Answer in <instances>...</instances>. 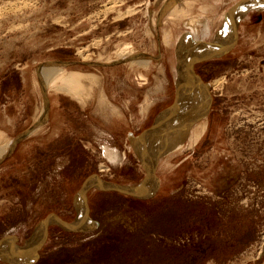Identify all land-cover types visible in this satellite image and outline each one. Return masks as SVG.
I'll return each mask as SVG.
<instances>
[{"label":"rangeland","instance_id":"374dc122","mask_svg":"<svg viewBox=\"0 0 264 264\" xmlns=\"http://www.w3.org/2000/svg\"><path fill=\"white\" fill-rule=\"evenodd\" d=\"M231 1L0 0V99L11 93L33 97L23 93L18 71L36 73L42 84L38 66L60 69L49 72L45 90L66 98L69 125L84 132L82 141L64 136L46 145L20 143L14 152L29 154V160L0 162V240L40 238L36 231L44 226L38 224L50 212L75 226L76 189L98 168L115 184L152 180L127 132L147 127L177 93L178 43L170 42L184 31L198 40L220 36ZM261 7H249L238 19L236 44L193 62L209 85L210 106L185 127L178 144L155 154L156 191L140 197L89 187L87 222L79 228H92L70 231L52 218L40 254L27 264H264ZM140 59L149 60L147 67ZM68 74L77 76L78 85L66 86ZM146 100L148 110L143 114L140 106L138 113ZM29 108L27 102L24 110ZM101 144L117 149L122 160L111 161ZM22 262L0 257V264Z\"/></svg>","mask_w":264,"mask_h":264},{"label":"bare ground","instance_id":"6f19581e","mask_svg":"<svg viewBox=\"0 0 264 264\" xmlns=\"http://www.w3.org/2000/svg\"><path fill=\"white\" fill-rule=\"evenodd\" d=\"M249 1L251 3H249ZM246 3H249V5H247L246 7H242ZM254 6H257V7L259 6L260 8H262L261 6L264 7V0H239V2L237 4H235V6L233 5L232 6L233 8L226 15V18H227L226 19V22H227L226 30L221 31L222 33L219 32V33H221V35L216 37V39L219 42H223V43L229 42L227 44H229V46H232L235 43V39H234L235 35L234 34H235V28H236V23H237L238 19L243 16L244 12L249 7L252 8ZM226 34H228V35L225 36ZM166 36L168 38L169 37L171 38L170 34H168V35L165 34V37ZM176 39H177V43H178V53L177 52L176 53H177V58L179 59V62H180L179 63L180 64L179 69L177 68V72H175V74H177L176 77L178 79L177 80L178 90L176 93L178 95H177V97H176V99L172 105L163 109L162 111H160L157 114V116L158 115L159 116H158V119H157L155 125L149 127L146 130L145 134L142 135L141 137H134L133 139H131L132 144L134 143L133 144L134 147L137 146L139 155L141 157L140 160H142L143 163L149 169L155 167V156H156L155 154H157L159 151H162L167 146H170L172 144L175 145V142H177V144H178V141L182 137L181 134L184 135V133L186 132V131L182 132V131H184V129H186L185 127L186 126L188 127V125L191 122L198 119L199 116L204 115L208 111V108L210 106V101H211L210 99L211 98H210V94H209V85L207 83H204L200 79V77L195 74L194 69H192L193 67H191V66H193V64H191V63L195 62L196 60H199L200 58H202L204 56L216 55L218 53H221V51L223 52L225 50V49L219 48L217 46H212V45L210 46V44H206L202 40L195 39L190 31L189 32L184 31L183 33H181L178 36V38H174L170 42V44H173V46H174ZM176 49H177V47H176ZM138 62H140L146 66L149 63V60L148 59H146V60L140 59ZM41 68H42L41 73L43 74L42 76L45 77L47 84L50 83L49 72L55 71L56 74L61 73L60 69L54 70V68H51V69L46 68V67H41ZM64 80H65L66 86L69 88L74 87V86L78 85V83H79L77 76L75 74H68L64 78ZM218 82H219V80L215 84H217ZM188 102L190 104H192L191 109L188 111L189 113L185 112L183 109V107ZM47 105H46V107H47ZM149 105H151L150 100H146L142 103L141 112L143 114L146 113ZM45 110H46V108H45ZM46 111H44V112H46ZM40 112H41V110H40ZM43 115H41V118H43L42 117ZM39 116H40V113L38 114V117ZM45 117H44V119H45ZM188 117H189V119H188ZM41 118H39V119H41ZM39 119H37V120H39ZM180 119H183L182 120L183 122H179ZM40 121H37V122H39L41 124ZM182 124H184V125H182ZM169 131H171L170 134H169ZM203 131H204V128L201 129V133L196 132L194 134V136L191 137V139H190L191 144H195L196 141H198V138L201 136ZM15 140H11V142H13ZM9 144H11V143H9ZM3 147H4V145H3ZM104 147H105L104 148L105 154L111 161L118 162V161L122 160L123 156L121 157L119 155L117 149L109 148V146L108 147L104 146ZM167 149H168V147H167ZM8 150H9V148H8ZM5 151L6 150L0 148V155L2 153H4ZM150 161H151V164H150ZM150 176H151L152 180L148 184H146V181L141 183V184H146L149 186V187H147V189L144 190L146 192H150L156 184L155 176L152 173H150ZM113 184L115 186H124L121 184H115V183H113ZM95 185L101 186V188L104 190V189H108V187H109V185H111V183H109L108 179H106L105 177H100V178L96 177L92 181L91 184L79 188L80 190L78 189L79 190L78 193H80V192H82V193L80 195H78V193L76 194V196L74 198V202L76 201V203H77V209L79 210L80 218H79V221L75 225L76 227L69 225V224H67V225H69L73 228L84 227L85 223H83V221L87 222V220L84 219V216H85L84 213L87 214L86 213L87 212V205H86L85 192L87 191V189L89 187L95 186ZM158 185H159V181H158ZM125 186H129V185H125ZM54 217L59 221L58 216L54 213H51L46 218L47 219L46 224H48L51 221V219ZM85 217H87V216H85ZM88 218H90V219H92L98 223V220L95 217L88 215ZM57 220H55V221H57ZM38 225L44 226L45 222L42 220ZM43 229L44 228H42V227H38L35 236L39 235V237H41L44 233ZM32 238L33 237H31L29 240L35 239V237L33 239ZM17 240H18V237L15 235L5 237L2 240H0V246L3 244H8L9 241L14 242V244H15L17 242ZM37 255H38V251L35 250V248H31L29 250L15 248L10 253L4 254L0 257H3L7 261H12V260L18 261V262L24 261L22 263L27 264V263L34 261L37 258Z\"/></svg>","mask_w":264,"mask_h":264},{"label":"crops","instance_id":"0c3cea01","mask_svg":"<svg viewBox=\"0 0 264 264\" xmlns=\"http://www.w3.org/2000/svg\"><path fill=\"white\" fill-rule=\"evenodd\" d=\"M237 1L238 0H232L229 4H226L224 7V13L227 10H229ZM37 71L41 75L42 84L37 83L38 79H37L36 73H32L29 75L28 73L24 72V70H20L17 72L19 84L24 89L23 93L24 92L28 93V91L30 93L32 92L33 97L28 98V96L21 95V94L19 96L17 95L16 97L12 93L9 96L6 94H4V97L1 96L0 106L2 105V107L0 108V136H1L0 137V148L6 151L0 155V162H4V161H15V162L21 161L22 162V161L29 160L30 159L29 154H21V153L17 154L14 152L15 147L19 145L20 143L29 142L30 144H33V145H46L52 139L58 138V137L66 136V137L73 138L75 136V137H79V140L81 141L84 138L83 131L80 133H77L76 132L77 130L74 129V127H71L69 125L70 123L68 120L69 118H67V114L69 111L68 109H66V111L63 110L64 109L63 102L66 100V98L63 97L57 90H53V91L45 90V85H48V84L46 83L45 77L42 76L43 74L41 73V67L38 66ZM104 95H105L106 100H108L109 103H112L108 99L105 91H104ZM96 98L97 100L99 99L98 102L100 104L104 103V105H106L105 102L101 103L100 94L96 96ZM27 102H29L30 104L29 111L24 110L25 104ZM141 104L140 102L138 103V113H139V107L141 106ZM11 105L14 107L13 111H8L7 106H11ZM44 107L46 108L47 111L45 110ZM82 107L83 106H79L78 110L81 112L82 118H84L86 114L84 113ZM39 113H40V116L38 117ZM64 113H65V116L63 115ZM41 115H43L42 116L43 118H41ZM36 120L37 121L41 120L40 121L41 126H40V123L37 122ZM85 133L87 134L88 130ZM127 134L129 137L128 139L130 141L129 146H132L133 144L131 142V139H133L134 135L136 134L132 131H128ZM11 140H15V141L11 142ZM9 143H11L12 145ZM104 146L107 147V144H101V149L105 154ZM32 156L34 157V159L36 158L35 154ZM97 171H100L99 168ZM88 175H90V173H88L86 177ZM124 185H128V184H124Z\"/></svg>","mask_w":264,"mask_h":264},{"label":"water","instance_id":"95a60500","mask_svg":"<svg viewBox=\"0 0 264 264\" xmlns=\"http://www.w3.org/2000/svg\"><path fill=\"white\" fill-rule=\"evenodd\" d=\"M238 2H239V0L235 4H237ZM235 4H234V6H235ZM232 8L233 7H231L230 9H232ZM229 10H227V11H229ZM237 25H238V21H237ZM202 41L205 42L206 44H210V46L211 45L212 46H217V47L222 48V49H229L231 47V46H229V44H227L229 42H224V43L223 42H219L215 37L214 38H211V39L202 40ZM191 64H193V62ZM177 95L178 94L175 93L174 99H173V101L171 102L170 105H172L174 103ZM157 113H156L154 119L152 120V122L147 127H145L144 129H142L138 134L134 135V137H141L142 135L145 134L146 130L149 127H151V126H153V125L156 124V121H157L158 116H159V115L157 116ZM133 148H134L135 153L139 156V158H141L140 155H139L137 146L136 147H133ZM140 161H141V164L143 165L144 169L146 170V172L152 173L155 176V178H156V184H155L154 188L150 192L144 191L149 186L148 185H145V184H141V182L137 186H133V185H130V186H125V185L124 186H115L113 184V182L110 179H108L109 175H107L104 172H100V171L91 173L90 175H88L87 177H85L84 180L81 182L80 186L76 190H78L79 188H81L83 186H87V185L91 184L92 181L96 177L97 178L105 177L106 179H108V182L111 183V185H109V187H108V190L120 191V192H124V193L131 194V195H135V196H140V197L151 196L156 191V189H157L158 179H157V176L155 175L154 168H150L149 169L143 163L142 160H140ZM71 202H72V207H73L75 213H77L76 208H75V205L73 203V196H72ZM51 213H53V212H50V213L46 214L44 217H42L43 221L45 222V225H44V233H43L42 237H40L38 239L36 238V239H33V240H27L26 242H22V243L21 242H17V243L12 244V245L11 244H3V245L0 246V256H2L4 254L10 253L15 248H20V249H25V250H29L31 248H35L38 251V255H39L40 254L39 248L41 247V245L43 244V242H44V240H45V238L47 236V224H46V220L47 219L46 218ZM88 214L90 216H93V217L95 216V215H92L90 213H88ZM58 219H59L60 226L62 228H64V229H66V230L78 231V230H87V229H91L92 228V227H87V228H84V229L83 228H73V227L67 225L66 221H64L63 219H61L59 216H58ZM38 255H37V257H38Z\"/></svg>","mask_w":264,"mask_h":264}]
</instances>
